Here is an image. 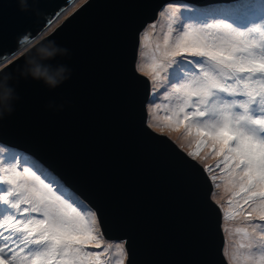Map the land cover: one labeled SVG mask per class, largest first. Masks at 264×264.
<instances>
[{
    "label": "water",
    "instance_id": "water-1",
    "mask_svg": "<svg viewBox=\"0 0 264 264\" xmlns=\"http://www.w3.org/2000/svg\"><path fill=\"white\" fill-rule=\"evenodd\" d=\"M76 1L0 0V65ZM173 1L236 0H86L0 69V146L83 202L124 264H224L210 184L146 127L149 87L134 69L139 32Z\"/></svg>",
    "mask_w": 264,
    "mask_h": 264
},
{
    "label": "rangeland",
    "instance_id": "rangeland-1",
    "mask_svg": "<svg viewBox=\"0 0 264 264\" xmlns=\"http://www.w3.org/2000/svg\"><path fill=\"white\" fill-rule=\"evenodd\" d=\"M263 5L236 0L205 14L161 5L138 34L134 69L150 84L146 127L206 172L227 264H264ZM44 206L53 233L39 235L34 224ZM97 228L35 162L0 146V264H124L122 244L102 243Z\"/></svg>",
    "mask_w": 264,
    "mask_h": 264
},
{
    "label": "bare ground",
    "instance_id": "bare-ground-1",
    "mask_svg": "<svg viewBox=\"0 0 264 264\" xmlns=\"http://www.w3.org/2000/svg\"><path fill=\"white\" fill-rule=\"evenodd\" d=\"M181 15H185V13L183 12ZM61 15H59L57 18H59ZM56 18V19H57ZM56 21V20H55ZM165 24H167L168 26H170L169 24H168V22L167 21H165ZM49 35V34H48ZM137 49L138 48H136V52H137ZM24 52L23 51H18V52H16L15 54H13L11 57H10V59L13 57V56H15V55H18L17 57H15V58H13V59H16V58H18L19 56H21L22 54H23ZM142 57V60H141V64L142 65H144V67H147L148 69H150L151 68V61L148 59V56L147 55H142L141 56ZM144 79H145V81H146V84H147V86H149L150 87V84H149V82H148V80L144 77ZM146 105H147V102H145L144 103V107H146ZM213 113H217V111L216 110H214V111H212ZM208 115H210L211 116V113H208ZM222 141V139L220 140V142ZM244 150V149H243ZM255 150V149H254ZM15 170V169H14ZM2 171H3V169H2ZM7 171V170H6ZM13 172V171H12ZM9 173V172H8ZM9 175V174H8ZM11 175V174H10ZM13 175V174H12ZM15 175V174H14ZM8 177V176H7ZM7 179V178H6ZM47 213H48V211H47V209L45 208V206H44V208H43V210H42V218H41V221H36L35 222V224H34V229H35V231L39 234V235H41V234H43V233H46V232H49L50 234H52L53 233V230H52V228L48 225V223H47V218H46V215H47ZM83 224L81 223V226H82ZM77 238H78V236H77ZM72 240V239H71ZM86 243V242H85ZM88 243V242H87ZM121 249V248H120ZM123 253V252H122ZM220 254V256H223V253H219ZM63 258H64V256H63ZM66 258V257H65ZM64 260V259H63ZM224 263L225 264H227L226 263V261H225V259H224Z\"/></svg>",
    "mask_w": 264,
    "mask_h": 264
},
{
    "label": "clouds",
    "instance_id": "clouds-1",
    "mask_svg": "<svg viewBox=\"0 0 264 264\" xmlns=\"http://www.w3.org/2000/svg\"><path fill=\"white\" fill-rule=\"evenodd\" d=\"M76 2H74L66 11H63L60 15H62L63 17H64V15L65 14H67V11L70 9V8H72V6L75 4ZM170 3H173V4H175V5H181V6H184V5H187V4H185V3H182V2H179V1H173V2H167V3H165V4H163L162 6H165V5H167V4H170ZM76 8V7H75ZM74 8V9H75ZM76 10V9H75ZM74 10V11H75ZM73 11V12H74ZM73 12H70L69 14H71V13H73ZM68 14V15H69ZM67 15V16H68ZM66 16V17H67ZM65 17V18H66ZM65 18H63V19H65ZM61 21H54L50 26H54V25H58L59 23H60ZM49 26V27H50ZM55 26V27H56ZM49 27L47 28V29H45V31L41 34V35H43L44 33H48L47 32V30L49 29ZM52 27H50V28H52ZM50 30V29H49ZM41 35L39 36V37H37V38H35L33 41H31L30 43H28L27 45H25L23 48H21L20 50L21 51H23V52H26L28 49H30L31 47H32V45L38 40V38H40L41 37ZM19 50V51H20ZM12 56V55H11ZM11 56H9V57H6L5 59H4V61L2 62V64L0 65V69L2 68V67H4V66H6L7 64H9L11 61H13L14 59H10V57ZM135 63V62H134ZM149 87V86H148ZM148 96H149V91H148V94H147V98H146V101H147V99H148ZM145 101V102H146ZM144 110H145V114H146V107H144ZM145 124H146V122H145ZM163 136V135H162ZM165 137V136H164ZM10 150V149H9ZM184 154V153H183ZM22 155V154H21ZM186 155V154H185ZM24 156V155H23ZM187 156V155H186ZM26 157V156H25ZM188 157V156H187ZM28 158V157H27ZM188 158H190V157H188ZM191 159V158H190ZM31 160V159H30ZM192 160V159H191ZM193 161V160H192ZM195 164H196V162L195 161H193ZM196 166H198L197 164H196ZM200 169H201V171L204 173V175H205V177L207 178V180H208V182L210 181L209 180V178H208V176H207V174H206V172L200 167V166H198ZM42 169V168H41ZM43 170V169H42ZM210 184V183H209ZM210 187H211V185H210ZM73 197H75L81 204H83L84 205V207L92 214V216H93V219H94V223H95V226H96V228H97V225H96V221H95V218H94V215H93V213L86 207V205L83 203V202H81L76 196H74L73 194H71ZM97 231H98V233H99V230H98V228H97ZM99 235H100V233H99ZM100 238L102 239V237H101V235H100ZM103 240V239H102ZM104 242H117V241H106V240H103ZM118 243H120V242H117V244ZM122 244V243H121ZM123 247V246H122ZM124 250V249H123ZM222 259H223V257H222ZM223 262H224V259H223ZM225 264V263H224Z\"/></svg>",
    "mask_w": 264,
    "mask_h": 264
},
{
    "label": "trees",
    "instance_id": "trees-1",
    "mask_svg": "<svg viewBox=\"0 0 264 264\" xmlns=\"http://www.w3.org/2000/svg\"><path fill=\"white\" fill-rule=\"evenodd\" d=\"M242 4H244L242 2ZM217 6H209V7H206V8H203V10L208 13L209 11H211L212 9L216 8ZM264 7V5H263ZM245 9V8H244ZM187 60V61H186ZM181 62H187V63H191L192 64V61L187 59V58H183V59H180ZM189 61V62H188ZM30 216H35V214H31ZM98 232V231H97ZM102 243H105L101 238L99 239Z\"/></svg>",
    "mask_w": 264,
    "mask_h": 264
}]
</instances>
